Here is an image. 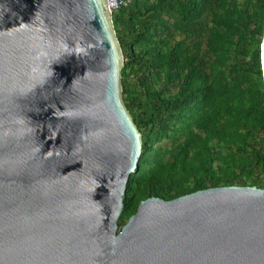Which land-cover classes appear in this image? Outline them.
Wrapping results in <instances>:
<instances>
[{
  "label": "water",
  "instance_id": "1",
  "mask_svg": "<svg viewBox=\"0 0 264 264\" xmlns=\"http://www.w3.org/2000/svg\"><path fill=\"white\" fill-rule=\"evenodd\" d=\"M264 84V19L259 45ZM106 0H0V264H264V188L141 200Z\"/></svg>",
  "mask_w": 264,
  "mask_h": 264
},
{
  "label": "trees",
  "instance_id": "2",
  "mask_svg": "<svg viewBox=\"0 0 264 264\" xmlns=\"http://www.w3.org/2000/svg\"><path fill=\"white\" fill-rule=\"evenodd\" d=\"M111 18L142 141L119 226L151 196L264 188V0H131Z\"/></svg>",
  "mask_w": 264,
  "mask_h": 264
},
{
  "label": "built area",
  "instance_id": "3",
  "mask_svg": "<svg viewBox=\"0 0 264 264\" xmlns=\"http://www.w3.org/2000/svg\"><path fill=\"white\" fill-rule=\"evenodd\" d=\"M108 10L112 14L120 8L128 6L131 0H106Z\"/></svg>",
  "mask_w": 264,
  "mask_h": 264
},
{
  "label": "rangeland",
  "instance_id": "4",
  "mask_svg": "<svg viewBox=\"0 0 264 264\" xmlns=\"http://www.w3.org/2000/svg\"><path fill=\"white\" fill-rule=\"evenodd\" d=\"M262 179H264V174L262 175Z\"/></svg>",
  "mask_w": 264,
  "mask_h": 264
}]
</instances>
